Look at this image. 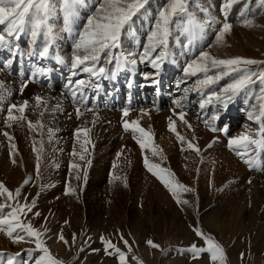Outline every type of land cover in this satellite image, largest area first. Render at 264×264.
Listing matches in <instances>:
<instances>
[{
  "label": "rangeland",
  "instance_id": "obj_1",
  "mask_svg": "<svg viewBox=\"0 0 264 264\" xmlns=\"http://www.w3.org/2000/svg\"><path fill=\"white\" fill-rule=\"evenodd\" d=\"M97 2L84 0L67 31L57 0V14L50 19L54 35L47 57L31 54L43 48V34L34 45L25 33L10 47L0 48V81L7 90L0 103V182L13 192L20 188L21 203L36 200V206L24 219L37 228L48 229L43 238L53 255L65 264H118V256L105 253L102 235L127 253L128 264H212L210 254L202 253L193 259L191 252L181 251L192 243L205 246L195 234L197 226L223 246L226 264H264V149L249 153L257 156L261 165L250 168L236 155V149L228 146L232 137L242 132L255 134L261 126V122L249 120L247 113L261 103L257 97L264 96V84L257 80L249 85L226 108L213 103L201 109L200 100L212 91L218 92L231 79L224 77L198 92L194 84L203 74L192 77L183 71L201 51L218 58L241 56L264 61V3L240 0L225 17L224 0H191L189 11L199 21L214 22L206 24L191 44L178 23H173L168 54L157 70L152 67L151 58L141 61L140 54L167 0H149L122 31L119 46L111 49V62L101 54L97 67L103 66L106 73L97 78L71 67L77 33L95 11ZM225 19L232 27L223 42L217 44L215 34ZM244 19L253 24L245 26ZM131 59L136 63H130ZM9 60L11 66L5 67ZM251 67L258 70L257 66ZM80 79L91 80V84L83 88V95L77 91L74 99L71 89ZM21 85H26L23 92ZM37 96L44 103L37 105ZM24 101H28L26 119L6 122L8 106ZM78 107L82 113L79 118ZM125 108L129 110L127 117L123 114ZM181 111L191 128L176 115ZM213 114L219 116L213 122L218 129L215 132L204 122L211 120ZM170 117L185 142L169 130ZM124 120H138L141 127L151 131L158 154L153 155L151 148L142 150L134 139L139 133L126 131ZM28 121L33 125L40 121L43 128H29ZM78 127L90 129L91 143L86 145L83 161L72 155L74 149L77 153L82 150L84 136L81 133L79 140L75 136ZM49 128L53 129L51 140ZM4 132L10 134L11 141ZM41 141L37 174L38 153L33 149H41ZM187 141L195 144L199 153L189 149ZM145 156L170 169L176 180L194 190L179 194L188 204L177 203L161 180L148 171L143 162ZM72 163L81 165L80 169L70 168ZM77 171L79 180L75 179ZM28 177L31 180L24 184ZM69 186L75 189L74 194H66ZM0 202H4V197L0 196ZM35 212L41 215L35 216ZM61 231L67 244L58 239ZM121 236L131 245L130 252ZM149 239L159 247H150L146 243ZM33 246L12 243L0 232V250L21 252L22 260L28 258L22 249Z\"/></svg>",
  "mask_w": 264,
  "mask_h": 264
},
{
  "label": "snow or ice",
  "instance_id": "obj_2",
  "mask_svg": "<svg viewBox=\"0 0 264 264\" xmlns=\"http://www.w3.org/2000/svg\"><path fill=\"white\" fill-rule=\"evenodd\" d=\"M60 11L63 13L64 30L70 31L73 22L77 16V9L84 3V0H58ZM191 0H167V3L160 8L155 23L150 29L147 35V45L144 47L143 52L140 54V60H149L151 58L152 67L159 69L161 62L167 56V44L169 34L171 31V25L178 23L182 31L187 34L189 44L197 37L198 34H202L206 24L214 22L199 21L193 13L189 11V5ZM240 0H224L223 12L227 17L228 12L234 4L239 3ZM149 3V0H98L95 6V11L87 16L86 22L82 29L77 33V39L74 43V51L71 57L72 69H79L85 73H88L91 77L103 76L106 73V69L103 66L97 67L98 62L101 59V54H104L108 58V62H111L113 58L111 55V49L119 46L120 37L122 31L126 26H130L133 22V18L136 17L141 10L145 9V6ZM264 3V0H262ZM57 14V0H0V48H8L11 46L13 40H18L21 34H29L31 37V43L34 45L37 38L44 35L45 43L43 48L37 53L35 50L32 55H38L41 58L47 57L49 54V47L51 39L54 35V29L50 19ZM179 18V21L177 20ZM245 26H251L252 20L244 19ZM232 25L225 19L219 28V31L215 34L216 43L223 42L225 35L231 30ZM159 54L153 58V54L157 52ZM58 59H60L58 57ZM63 62V61H61ZM132 64L136 63L135 59L129 61ZM11 60L7 62L5 67L11 66ZM251 66H257L258 70H253ZM264 61L256 60L253 58H245L241 56H234L229 58H218L213 56L209 51H201L199 56L187 62L183 71L186 76L195 77L197 74H203L202 79H197L194 84V90L201 92L204 88L210 85L216 84L224 77H230L231 82L225 87L221 88L218 92L212 91L201 99L199 106L201 109L205 105L217 103L222 107H227L228 102L240 93L242 90L248 88L249 85L259 80L264 84ZM214 73V74H210ZM76 73L73 72V75ZM72 84V82H69ZM91 80H76L75 88L71 89V95L75 99L77 91L83 95V88L86 85H90ZM26 85H21L20 91ZM99 87V85H96ZM4 82L0 81V103L5 99ZM188 89H185L187 92ZM264 92V88L261 89ZM11 95V93H8ZM261 101L259 106H253V110L248 111V119L252 121L261 122V126L258 128L255 134L249 132H242L241 134L232 137L228 141L230 148L236 149V155L244 159V162L250 168L261 167L259 159L255 155H249V153L259 152L264 149V96L257 97ZM37 105L44 103L42 97H35ZM179 105V101H176ZM28 107V101H24L22 104H10L7 109V121L24 120L25 109ZM59 107V105H57ZM91 111V109H87ZM144 113V110H141ZM14 112L20 113V115H14ZM125 117L128 116L129 110L125 108L123 110ZM146 114V113H144ZM43 115V113H41ZM82 115L79 107L76 109V116L79 118ZM178 118L189 128L191 124H188L185 119V113L179 112ZM219 119L218 114H213L211 120H205V124L208 125L212 131H218L214 126V121ZM95 122V121H93ZM10 127L11 124H8ZM29 128L39 126L43 128V124L37 121L36 125H33L31 121H28ZM123 127L127 130H132L133 133H139V136H134L136 142L140 145V148H151L153 155L158 154L157 147L153 144V133L146 131L140 126L138 120H124ZM169 130L176 134V137L182 143L185 142V137L182 136L176 128V121L169 118ZM89 131L87 127H78L75 130V136L79 140L81 133L84 136V140L81 142V152L77 153L75 149L72 152L73 156H79L80 160H85V153L88 151L86 145L91 141L88 138ZM49 139H52L53 129L49 128ZM3 135L10 141L12 137L8 132H4ZM15 144L11 145L12 149H15ZM43 141H41V149L37 151V164L36 170L39 174V160L40 151H42ZM187 147L195 150L199 153L200 149L191 141H187ZM184 150L183 148L181 149ZM162 151V150H159ZM121 153H117L120 156ZM144 165L153 175L158 177L166 188L176 198L177 203L188 204L189 201L182 200L180 193L194 191L192 188L180 183L175 178V174L168 168L161 167L158 163L150 162L147 156L144 157ZM15 163V159H13ZM88 164L91 163L89 160ZM115 167V165H113ZM81 165L72 163L70 168L79 170ZM84 178H87V172L84 173ZM119 179V177H115ZM75 179L79 180L80 175L77 171ZM31 177H28L23 181L24 184H28ZM250 182V181H249ZM75 189L69 186L66 189V194H74ZM21 189L17 188L13 192L3 182H0V196L4 197V202H0V232L6 234L11 239L12 243H31L33 247L22 249L28 255L27 259H20L21 252H5L0 250V264H65V262L53 255L50 248L47 246L45 239L43 238L48 231L46 228H37L30 220H25L24 217L27 213L32 212L36 206V200L33 199L30 203L19 201ZM27 198L25 197V201ZM11 201L12 203H9ZM7 209V211H5ZM35 216H40V212H35ZM67 223V221L65 222ZM195 234L201 237L205 246H198L196 243H192L188 248L181 251L191 252L193 259L200 258L202 253L210 254V261L212 264H226V253L223 246L215 240V238L209 234H205L200 227H194ZM58 239L67 244L63 232L58 236ZM123 244L131 251V245L128 240L120 237ZM100 240L104 244L105 253L109 256H118V264H128L127 253L114 244L110 239L100 237ZM73 241H75V234H73ZM146 243L153 248H158L159 245L153 240L149 239ZM111 250V251H110ZM83 251V249H81ZM98 251V249H93ZM243 256V253H241ZM133 259H137L133 257ZM140 264H143L141 261Z\"/></svg>",
  "mask_w": 264,
  "mask_h": 264
}]
</instances>
